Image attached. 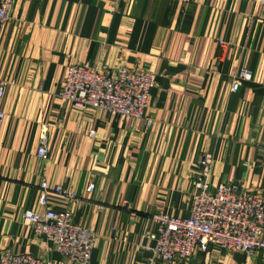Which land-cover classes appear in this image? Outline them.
I'll return each instance as SVG.
<instances>
[{
	"label": "crops",
	"instance_id": "obj_1",
	"mask_svg": "<svg viewBox=\"0 0 264 264\" xmlns=\"http://www.w3.org/2000/svg\"><path fill=\"white\" fill-rule=\"evenodd\" d=\"M83 62L99 71L152 70L154 123L66 100L68 67ZM243 68L251 77H240ZM0 78L10 81L0 131V253L80 264L25 219L28 209L46 211L44 177L77 192L78 201L55 192L49 200L95 232L91 264H168L154 256L160 224L153 214H190L204 153L214 155L212 184L242 182L264 197L259 0H14L0 29ZM174 264H264V256L211 244Z\"/></svg>",
	"mask_w": 264,
	"mask_h": 264
},
{
	"label": "built area",
	"instance_id": "obj_2",
	"mask_svg": "<svg viewBox=\"0 0 264 264\" xmlns=\"http://www.w3.org/2000/svg\"><path fill=\"white\" fill-rule=\"evenodd\" d=\"M259 1L264 4V0ZM13 2L0 0V29L10 20ZM240 77H251V71L243 68ZM9 84V80L0 78V131ZM155 84V73L148 68L120 66L109 72L96 70L88 62L72 63L60 94L82 110L104 108L120 116L145 117L151 126L154 120L148 109ZM240 84V78H236L232 90H237ZM45 129L46 126L37 149L42 159L49 154ZM90 133L93 135L95 130ZM213 164L211 152L204 153L199 159L198 171L192 182L193 200L188 216H176L162 210L153 214L160 224L159 232L153 234L156 239L154 256L168 264L188 259L196 250H207L211 244L229 251H260L264 256V197L242 182L212 184ZM40 186V203L46 206V211L41 214L28 209L25 219L34 225L38 234H44L52 241L60 254L80 264H91L97 238L95 232L74 221L72 208L57 209L49 200V194L55 192L78 201L77 192L62 185L52 186L46 177ZM94 188L95 182L91 181L87 189L92 191ZM0 264H54V259L5 248L0 253Z\"/></svg>",
	"mask_w": 264,
	"mask_h": 264
}]
</instances>
